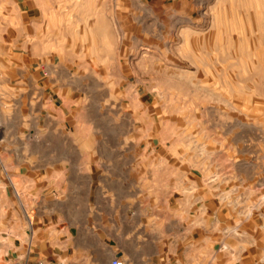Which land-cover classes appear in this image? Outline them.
Segmentation results:
<instances>
[{
  "label": "crops",
  "instance_id": "crops-1",
  "mask_svg": "<svg viewBox=\"0 0 264 264\" xmlns=\"http://www.w3.org/2000/svg\"><path fill=\"white\" fill-rule=\"evenodd\" d=\"M11 1L0 18V47L17 51L0 63V264H264V188L236 201L197 155L187 167L165 152L143 91L118 89L131 76L91 72L76 47L56 64L41 36L53 11Z\"/></svg>",
  "mask_w": 264,
  "mask_h": 264
},
{
  "label": "rangeland",
  "instance_id": "rangeland-1",
  "mask_svg": "<svg viewBox=\"0 0 264 264\" xmlns=\"http://www.w3.org/2000/svg\"><path fill=\"white\" fill-rule=\"evenodd\" d=\"M37 3L54 13L53 34L41 36L53 38L56 64L65 47H76L91 65L96 61L91 72L131 76L118 89L132 84L143 91L165 152L186 156L187 167L197 155L198 170L208 169L214 187H228L236 201L261 196L255 188H264V0ZM12 7L0 0V18ZM14 52L0 47V63ZM5 69L0 65V74ZM129 100L138 107L140 99Z\"/></svg>",
  "mask_w": 264,
  "mask_h": 264
},
{
  "label": "built area",
  "instance_id": "built-area-1",
  "mask_svg": "<svg viewBox=\"0 0 264 264\" xmlns=\"http://www.w3.org/2000/svg\"><path fill=\"white\" fill-rule=\"evenodd\" d=\"M112 264H125V262L123 260H120V259H113Z\"/></svg>",
  "mask_w": 264,
  "mask_h": 264
},
{
  "label": "bare ground",
  "instance_id": "bare-ground-1",
  "mask_svg": "<svg viewBox=\"0 0 264 264\" xmlns=\"http://www.w3.org/2000/svg\"><path fill=\"white\" fill-rule=\"evenodd\" d=\"M262 38V37H261ZM261 74V73H260ZM259 76H261V75H259ZM264 76V75H263ZM262 87H264V86H262Z\"/></svg>",
  "mask_w": 264,
  "mask_h": 264
}]
</instances>
